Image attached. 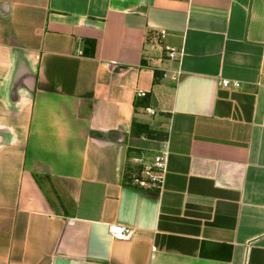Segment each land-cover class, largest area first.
Masks as SVG:
<instances>
[{
  "label": "crops",
  "instance_id": "1",
  "mask_svg": "<svg viewBox=\"0 0 264 264\" xmlns=\"http://www.w3.org/2000/svg\"><path fill=\"white\" fill-rule=\"evenodd\" d=\"M0 264H264V0H0Z\"/></svg>",
  "mask_w": 264,
  "mask_h": 264
},
{
  "label": "built area",
  "instance_id": "2",
  "mask_svg": "<svg viewBox=\"0 0 264 264\" xmlns=\"http://www.w3.org/2000/svg\"><path fill=\"white\" fill-rule=\"evenodd\" d=\"M80 54V53H79ZM180 53L175 49L168 50V57L174 59ZM220 85L222 87H234L237 88L239 85L237 83H230L228 81H221ZM138 97H144L143 92H138ZM151 115L154 114L153 111L147 109ZM167 150H162L153 156L149 165L145 166L138 177L132 180V184L136 187L147 189V188H160L163 175L166 170V159ZM109 233L113 239L116 240H128L133 231L127 227L121 225H112L109 227Z\"/></svg>",
  "mask_w": 264,
  "mask_h": 264
},
{
  "label": "rangeland",
  "instance_id": "3",
  "mask_svg": "<svg viewBox=\"0 0 264 264\" xmlns=\"http://www.w3.org/2000/svg\"><path fill=\"white\" fill-rule=\"evenodd\" d=\"M141 121L149 123L152 126L151 129H152V132H154L152 138L155 140L148 139L147 137H144L145 139L144 141L140 139L141 140L140 142H137V140H133L130 142V146L134 148H128V151L130 152L140 151L142 153L141 156L148 157V155H151V152H153L152 150L158 144V139H162L165 133L164 131H167V130L162 127H158L162 124V121L158 120V116L157 117L151 116L149 118L141 117ZM136 147L138 149H136Z\"/></svg>",
  "mask_w": 264,
  "mask_h": 264
},
{
  "label": "trees",
  "instance_id": "4",
  "mask_svg": "<svg viewBox=\"0 0 264 264\" xmlns=\"http://www.w3.org/2000/svg\"><path fill=\"white\" fill-rule=\"evenodd\" d=\"M153 133L152 130H150L146 125L140 124L137 122L132 123L131 131H130V136L132 138H144L147 137L148 139L155 140L153 139ZM163 136V135H162ZM166 135L164 134L162 139H158V141H165Z\"/></svg>",
  "mask_w": 264,
  "mask_h": 264
}]
</instances>
